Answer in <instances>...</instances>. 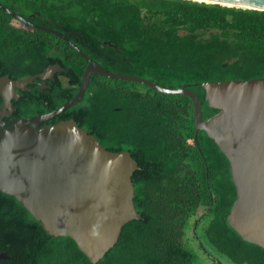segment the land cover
Instances as JSON below:
<instances>
[{"label": "trees", "instance_id": "1", "mask_svg": "<svg viewBox=\"0 0 264 264\" xmlns=\"http://www.w3.org/2000/svg\"><path fill=\"white\" fill-rule=\"evenodd\" d=\"M0 4L68 37L108 72L190 89L204 120L218 110L208 107L202 83L264 78V11L190 0ZM52 64L74 85L68 96L55 89L59 106L76 96L88 62L57 36L25 27L0 10V77L23 80ZM40 107L33 97L19 110L34 114ZM59 117L73 119L105 149L129 152L139 168L132 183L140 220L122 228L97 264H196L185 228L200 208L205 225L194 235L208 255L231 264H264V250L242 241L226 222L236 199L229 163L203 131L194 130L189 97L92 76L81 101ZM2 253L8 259L0 264H91L72 239L49 236L14 197L0 192Z\"/></svg>", "mask_w": 264, "mask_h": 264}, {"label": "water", "instance_id": "2", "mask_svg": "<svg viewBox=\"0 0 264 264\" xmlns=\"http://www.w3.org/2000/svg\"><path fill=\"white\" fill-rule=\"evenodd\" d=\"M190 1L264 11V0ZM0 10L25 27L57 36L88 62L74 98L50 114L30 119L5 121L13 110L9 101L18 99L15 90L35 78L53 79L66 71L52 64L23 80L0 77V192L14 197L49 236H68L91 264H97L116 245L122 228L140 220L132 183L138 165L129 152L105 149L73 119L38 125L76 106L92 76L137 83L160 94L191 99L194 130L203 131L229 163L236 199L226 222L242 241L264 250V78L202 83L208 107L218 110L204 120L197 95L190 89H167L108 72L68 37L31 24L1 4ZM7 259L0 254V260Z\"/></svg>", "mask_w": 264, "mask_h": 264}, {"label": "flooded vegetation", "instance_id": "3", "mask_svg": "<svg viewBox=\"0 0 264 264\" xmlns=\"http://www.w3.org/2000/svg\"><path fill=\"white\" fill-rule=\"evenodd\" d=\"M65 74L66 72L58 73L53 77V79L41 80L39 78H35L30 84L24 86V89L15 90L18 99L17 101H9V104L13 105V110L10 111V116L6 118L5 121L9 122L14 119H30L38 115L50 114L61 105L68 102L66 101L59 106H55L56 99L53 98L56 96L55 89H58V91L62 93L63 96H68L70 94V90L74 85L70 83V80L67 77H65ZM33 97L35 98V100L37 99L38 102H40L41 109H35L33 111L34 114H28L26 112L20 111L19 109L21 108V106L24 105L28 100H31V98ZM63 113L53 119L39 124L38 127H42L44 125H52L62 121V118H60L59 116H61Z\"/></svg>", "mask_w": 264, "mask_h": 264}, {"label": "rangeland", "instance_id": "4", "mask_svg": "<svg viewBox=\"0 0 264 264\" xmlns=\"http://www.w3.org/2000/svg\"><path fill=\"white\" fill-rule=\"evenodd\" d=\"M202 214H204V208H200L198 212L189 219L185 228L186 242L190 245V247L197 255L196 264H231L225 258L217 256L218 260H220L218 261L217 258H215L214 256L208 255V252L203 250L198 244L194 232L195 230H197V232L201 231L205 225V223L201 219Z\"/></svg>", "mask_w": 264, "mask_h": 264}]
</instances>
